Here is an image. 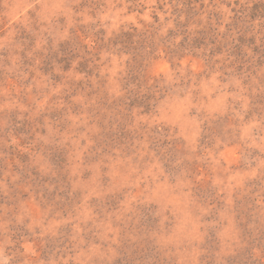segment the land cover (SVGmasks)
<instances>
[{"label": "rangeland", "instance_id": "rangeland-1", "mask_svg": "<svg viewBox=\"0 0 264 264\" xmlns=\"http://www.w3.org/2000/svg\"><path fill=\"white\" fill-rule=\"evenodd\" d=\"M0 264H264V0H0Z\"/></svg>", "mask_w": 264, "mask_h": 264}, {"label": "trees", "instance_id": "trees-1", "mask_svg": "<svg viewBox=\"0 0 264 264\" xmlns=\"http://www.w3.org/2000/svg\"><path fill=\"white\" fill-rule=\"evenodd\" d=\"M214 43V42H213Z\"/></svg>", "mask_w": 264, "mask_h": 264}]
</instances>
